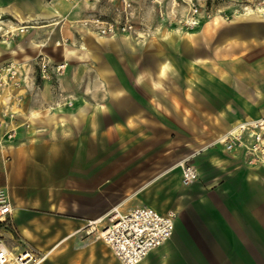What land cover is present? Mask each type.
Segmentation results:
<instances>
[{
    "label": "crops",
    "instance_id": "1",
    "mask_svg": "<svg viewBox=\"0 0 264 264\" xmlns=\"http://www.w3.org/2000/svg\"><path fill=\"white\" fill-rule=\"evenodd\" d=\"M236 2L139 40L85 24L123 0H0V66L27 68L0 91L14 113L0 112V187L13 204L1 245L47 254L41 264H122L85 226L113 206H150L174 212L175 229L139 264H264V163L217 140L264 116V7ZM42 59L65 71L42 78ZM160 144L175 148L167 167L129 189L127 169L143 174L144 148ZM186 159L199 174L189 184Z\"/></svg>",
    "mask_w": 264,
    "mask_h": 264
},
{
    "label": "built area",
    "instance_id": "2",
    "mask_svg": "<svg viewBox=\"0 0 264 264\" xmlns=\"http://www.w3.org/2000/svg\"><path fill=\"white\" fill-rule=\"evenodd\" d=\"M264 7V0H258ZM131 4L126 3V7ZM194 11H198L195 8ZM126 17L125 22L118 24L116 21L93 18L87 23H93L100 34L116 35L121 32H131L134 25ZM189 24H197L196 17H191ZM23 62L12 61L0 66V91L11 87H20L26 76L27 68ZM65 64L53 65L49 60L42 59L38 65V71L42 78L52 79L61 74ZM23 76V77H22ZM19 101L22 96H18ZM0 112L5 116L13 117L14 113L9 109ZM6 125V120L0 118V128ZM17 135L14 127L6 131V136L12 138ZM218 143L223 144L227 150L243 149L253 161L264 163V116L239 122L221 135ZM182 168V180L189 184L198 178L196 167L187 159L180 162ZM13 213V204L9 190L0 187V223L10 220ZM107 216L89 220L85 226L88 234L96 233L113 250L122 264H139L155 248L162 245L173 235L175 229L174 212L163 214L150 206H139L128 212H121L118 206L111 209ZM107 217V221H103ZM47 254H41L37 250L25 247L15 252L0 244V264H41Z\"/></svg>",
    "mask_w": 264,
    "mask_h": 264
},
{
    "label": "rangeland",
    "instance_id": "3",
    "mask_svg": "<svg viewBox=\"0 0 264 264\" xmlns=\"http://www.w3.org/2000/svg\"><path fill=\"white\" fill-rule=\"evenodd\" d=\"M127 2L131 4L129 7H126ZM103 4L105 5H101L100 11L104 13L99 14L101 16H97L96 18L116 21L120 24L125 22L126 17L129 15L131 19L130 22L133 23L134 29L131 32H121L120 34H131L139 40H144L145 38L151 37L153 30L156 31L158 28L163 30L169 26L177 30L181 27H195L203 19H212L214 13L222 12V10H219L220 8L230 10L237 2L236 0H123V6H120V4L116 5L112 7V10L109 4ZM240 4L244 9H248L250 6L254 7L255 5L261 6L258 0H240ZM195 8H197L198 11H194ZM191 17H196L198 23L189 24L188 22H190L189 20ZM85 24H88L87 20ZM55 65L57 66L60 64ZM63 71H65V67ZM180 145L181 144H179V146ZM155 147L156 145L153 148V152L150 145L145 147L142 153V160H129L131 162L138 160L139 164H141L140 166L143 168V174H138L137 177L134 173L135 171L140 172L139 167L137 169H127L126 177L128 179L129 189L134 186L139 187L150 181L156 175L158 169L163 171V169L167 167L169 159L171 160V156L175 154V151H173L175 148L172 146H162V144H160V148L156 151ZM128 192H130V190ZM111 209L108 212H110ZM106 214L104 216H107ZM107 220L108 218L105 217L103 221L105 222Z\"/></svg>",
    "mask_w": 264,
    "mask_h": 264
},
{
    "label": "snow or ice",
    "instance_id": "4",
    "mask_svg": "<svg viewBox=\"0 0 264 264\" xmlns=\"http://www.w3.org/2000/svg\"><path fill=\"white\" fill-rule=\"evenodd\" d=\"M161 74H163V73H161ZM157 87H159V85H157Z\"/></svg>",
    "mask_w": 264,
    "mask_h": 264
},
{
    "label": "bare ground",
    "instance_id": "5",
    "mask_svg": "<svg viewBox=\"0 0 264 264\" xmlns=\"http://www.w3.org/2000/svg\"><path fill=\"white\" fill-rule=\"evenodd\" d=\"M1 28V27H0Z\"/></svg>",
    "mask_w": 264,
    "mask_h": 264
}]
</instances>
